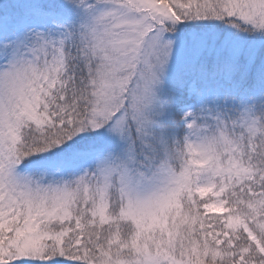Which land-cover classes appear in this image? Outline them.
<instances>
[{"label":"snow or ice","instance_id":"6c2138e0","mask_svg":"<svg viewBox=\"0 0 264 264\" xmlns=\"http://www.w3.org/2000/svg\"><path fill=\"white\" fill-rule=\"evenodd\" d=\"M0 264H264V0H0Z\"/></svg>","mask_w":264,"mask_h":264}]
</instances>
